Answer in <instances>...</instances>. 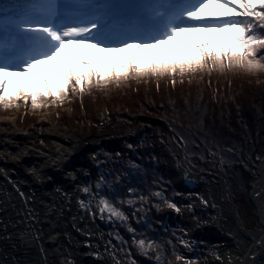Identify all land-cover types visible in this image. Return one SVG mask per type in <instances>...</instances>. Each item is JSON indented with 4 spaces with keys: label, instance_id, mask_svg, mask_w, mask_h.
Returning <instances> with one entry per match:
<instances>
[{
    "label": "snow or ice",
    "instance_id": "6c2138e0",
    "mask_svg": "<svg viewBox=\"0 0 264 264\" xmlns=\"http://www.w3.org/2000/svg\"><path fill=\"white\" fill-rule=\"evenodd\" d=\"M217 32L227 40L208 35L205 41L206 34ZM189 33L186 54L167 48ZM214 71L264 72V0H0L4 108L20 102L33 109L43 102L62 104L70 92L152 77H172L174 86L176 76ZM83 192L88 195L91 189ZM94 195L101 214L127 221L108 198ZM166 203L180 211L175 203ZM90 204L81 201V207ZM134 242L144 252L154 246L144 239ZM157 264H162L159 257Z\"/></svg>",
    "mask_w": 264,
    "mask_h": 264
},
{
    "label": "trees",
    "instance_id": "16d2710c",
    "mask_svg": "<svg viewBox=\"0 0 264 264\" xmlns=\"http://www.w3.org/2000/svg\"><path fill=\"white\" fill-rule=\"evenodd\" d=\"M81 47L87 45H73ZM87 50L95 53L94 49ZM61 51L68 54L67 48ZM257 77L262 80L256 81ZM172 79L152 77L99 88L103 110L93 109L97 94L86 89L81 111L72 109L68 117L58 115L56 121L66 132L86 134V139L110 135L122 138L119 149L95 152L94 161L99 163L101 172L97 184L101 187L94 194L99 192L108 198L128 217L124 221L126 232L121 233L154 242L153 251L145 255L159 259L181 252L177 240L181 228L157 213L160 202L179 201V191L168 178L170 165L199 175L211 188L216 208L204 206L200 217L232 219V223L234 217L249 232L255 219L246 191L257 178L254 171L264 160V72H198L176 76L174 86ZM240 80L252 83L244 86L243 93L233 94L235 83ZM154 93L163 94L164 98L155 99ZM193 93L195 97L191 98ZM112 97L123 100L117 109L107 105ZM133 127L142 130L140 141L122 137ZM160 149L165 151L164 156L158 154ZM217 174L222 178V198L218 195L221 185L219 188ZM156 192L162 196H155ZM93 199L99 201V196L94 195ZM128 200L134 203L129 204ZM229 205L233 208L232 217L224 211ZM192 210L196 212L195 208Z\"/></svg>",
    "mask_w": 264,
    "mask_h": 264
},
{
    "label": "rangeland",
    "instance_id": "374dc122",
    "mask_svg": "<svg viewBox=\"0 0 264 264\" xmlns=\"http://www.w3.org/2000/svg\"><path fill=\"white\" fill-rule=\"evenodd\" d=\"M194 35L199 37L201 34L196 33ZM208 35H211L213 39L219 38L221 41L227 40L226 34L217 32L206 34L204 36L205 41H207ZM192 36L193 34L191 33L182 35L178 37L177 41L174 44L167 46V48L172 50L173 52L179 50L181 54H186L185 49L191 48ZM161 51L164 50L162 49ZM261 80L262 79L259 77L256 78V81ZM249 83L252 82H245L243 80L236 82L232 93H243L245 90L244 86H247ZM92 92H95V94H97V100L95 101L96 103L92 105L93 109L99 108L100 110H103L104 99L100 94V89H88V93ZM156 94L157 93H154L155 99L164 98L162 96L163 94ZM227 94L228 93L225 92V95ZM146 95L148 96L149 94H142V96L144 97ZM139 97H141V95ZM194 97L195 96L193 93V96H191V98ZM120 101H123L121 97H112L110 98L107 105L117 109L118 106L116 105L120 104ZM125 103L127 102L125 101L124 104ZM82 105V94H80L79 92H70L67 98L64 99L62 104L58 103L56 105H52L50 101L43 102L42 106L36 109H33L30 106V103L26 105L23 102H20L18 107L14 106L11 108H4L0 106V138L3 140H7L8 138L11 139V133H14L16 134V136H20V138L15 139L16 144L24 146L29 145L35 148V150L39 151L42 148H48V146L52 142L58 143L62 148H73V145L68 141H55L51 139L54 135H61L70 138L74 137L76 139V143L82 146L92 145L93 147L90 149V151H79L77 149H74L75 152L79 153V162L71 169L79 171L81 175V177L76 180L77 188L82 195L81 201H84L85 204H88L89 200H91V204L89 205V207H85V214L87 215L90 222V233L94 238V247L92 252L93 256H104V259L100 261L99 264H157V256L148 257L145 255L147 254V252L153 250L150 249L147 252L142 251L134 242V240L136 239L127 234H122L121 231L126 232L124 221L116 219L114 217L109 218L108 213L101 214L99 211L98 201L93 199L94 190L97 189V183L101 179V172L98 167L99 163H96L97 160L94 161L95 159H93V156H96L95 152L98 150L114 151L119 149L121 140L116 142L106 140L115 135L106 137L102 136L92 140L86 139V134L79 136L72 135L66 132L62 126H59L56 123V121L59 120L58 115H60L61 118L64 119L63 116H67V114L70 115L73 112L72 109H74L75 111H81ZM129 131H133L134 134L133 136L125 140L140 141L142 139V130L133 127L127 130L124 134ZM125 147L128 150V153L131 154L130 149L127 148V146ZM8 150L14 151V149L12 148ZM158 154L160 156H164L165 151L160 149L158 151ZM27 158L32 161L34 159V156L28 154ZM34 162L37 163L38 160ZM172 167L175 166L170 165L167 169L168 178L172 183L175 184L179 182V178L173 174L174 169ZM176 170L181 169L176 168ZM13 171L11 169L10 172L13 173V175L11 174V177H9L10 179L7 180L5 178L3 180H0V196L4 199H13L30 211V208H32L33 206L32 204L34 200L30 197L29 192L27 191L30 182L28 183L23 179L19 180V175ZM254 172L256 173V171ZM42 174L47 179L54 180L53 176L47 169H43ZM217 176L219 177V188L221 185V188L218 192L219 195L220 192H222V178L220 174H217ZM1 178H3V176ZM257 178H255L251 186H255ZM38 187H43V184H38ZM84 187H89L91 189V193L88 196L83 192ZM249 195L250 187H248L246 191V197L250 206L251 214L255 219V225L252 229L249 230V232H254L257 228H259V220L257 217L258 212L261 211L260 213L263 212L262 214L264 215V194L258 201L259 207L251 202ZM201 196L203 197L204 193L200 190H196L193 193L179 192V196H177L179 201L175 202L176 206L180 209L179 212L175 211L172 208H169L166 201H162L159 203L157 213L161 216H164L170 224L181 228L179 229L180 232L177 236L181 252L177 253L174 256L160 259L162 264H200V262L207 263L209 260H211V262H209L208 264H230L231 259H233L235 254L228 252L230 249V243L220 232H226L227 234L232 233L238 236V238H240L243 242V250H245L248 243V239L245 233L249 232H245V229L241 226V224L236 219H234V217H232L233 211H231L228 207H225L224 209V211L229 213L230 217L233 218V223L232 221H229L232 220L229 218V220H212L202 218L200 217V215L203 213V211L200 209L204 208V206H207L208 208L213 207L215 209L216 202L214 200L211 206H208L199 201V198ZM54 200L55 203L57 202L64 204V206H61V208L59 207L60 210L58 208L57 211L59 210L58 220H62L60 221L61 225L59 226V232L60 237L64 241V247L69 253V264H92L89 261L90 258L88 259L82 256L83 252L80 250V245L78 242V238H80V232L82 230V225L77 222L76 216L73 214L72 209L68 205L69 200L67 198ZM193 208L196 209V212H193ZM255 209L257 210V213ZM100 218L106 219L108 224H102L99 221ZM181 241L186 242L187 246H185L184 243H181ZM148 242L149 241H145L146 244ZM224 250L226 251V253H229V255H223ZM178 255L182 257L181 260L176 259ZM235 257L239 261L243 260V258L238 254L235 255ZM259 262L260 264H264V254L260 256Z\"/></svg>",
    "mask_w": 264,
    "mask_h": 264
},
{
    "label": "bare ground",
    "instance_id": "6f19581e",
    "mask_svg": "<svg viewBox=\"0 0 264 264\" xmlns=\"http://www.w3.org/2000/svg\"><path fill=\"white\" fill-rule=\"evenodd\" d=\"M133 134L134 132L131 131L128 137ZM11 135V139L0 138V178L3 176L0 180L10 179L11 174L13 175L10 172L12 169L19 175V180L42 184L44 177L42 172L43 169H47L49 172L54 170L63 173V177L71 182L81 177L79 171L73 169L64 173L67 166H75L79 162V153L75 150L90 151L93 147L92 145H79L72 137L54 135L53 138H50L55 141H68L73 145V148H62L58 143L52 142L48 148H42L39 151L29 145L16 144L15 139L20 136H16L14 133ZM10 148L14 151H9ZM28 154L34 156L32 161L27 158ZM93 159H95L94 156ZM37 160L38 162L35 163L34 161ZM256 173L259 180L255 182V186H250L249 197L251 202L259 207L258 201L264 194V160L259 163ZM27 191L34 199L30 211L17 201L4 199L0 196V264H69V253L64 247V241L59 232L62 220H58V215L61 207L60 203L54 202V199H57L53 195L54 192L45 190L43 187H36L33 191L28 188ZM207 194L208 192L199 198L203 204L206 199L209 200ZM73 199L75 200L74 196ZM76 212L78 213L76 220L82 225L80 238H78L80 250L83 252L82 256L89 257L92 264H99L104 256H93L94 238L90 233V222L85 214V207H79ZM260 212L257 214L259 228L255 232L247 233L245 231L248 239L245 250H243V242L238 236L219 231L230 243L228 252L238 254L243 258L242 261H239L234 255L230 264H250V259L253 256L257 257V263L260 264V256L264 254V215L263 212ZM99 221L102 224H108L106 219L100 218ZM225 250L223 255H229Z\"/></svg>",
    "mask_w": 264,
    "mask_h": 264
},
{
    "label": "water",
    "instance_id": "95a60500",
    "mask_svg": "<svg viewBox=\"0 0 264 264\" xmlns=\"http://www.w3.org/2000/svg\"><path fill=\"white\" fill-rule=\"evenodd\" d=\"M130 132L131 131H129V133ZM129 133L127 132L122 137L125 139L130 138V137H128ZM73 139L76 140L74 137H73ZM121 139L122 138L120 136H113V137H110L106 140L116 142V141H119ZM73 166L74 165L67 166L64 169V173L70 172V169L73 168ZM172 168L174 169V171L172 169L173 174L179 178V182L175 183V185H176V187L180 193H193L196 190H200L204 193V196H205L206 192H208L207 195L209 196V200L206 199L205 204L208 206H211V204L214 201L212 194H211V188L203 182L202 178L199 175H195L194 173L192 174L187 169L176 170L175 167H172ZM257 169H258V167L256 168V171H257ZM49 173L53 176L54 180H50V179H47L46 177H43V179H42L43 183L42 184H43L44 189L54 192L53 195L58 200H60V198H67L69 200L68 205L72 209L73 214L76 216L78 214L76 212L77 209L79 210V207H81L80 201L82 198V195L79 192L77 185H76L77 179H74L73 181L70 182L68 179L63 177V173H61V172H57V171L52 170ZM257 180H259V178H257ZM53 181H55V182H53ZM36 187H38V184L30 181V183H29L30 190L33 191ZM208 190L210 191V193ZM76 194H78V195H76ZM219 195L222 198L223 192H220ZM73 196H74L75 200L73 199ZM74 204H75V206H74ZM59 205H60V207L64 206L63 203H60ZM229 209L232 211L233 210L232 206L229 205ZM86 258L89 259V257H86ZM89 261H91V260H89ZM209 262H211V260H209L207 263L200 262V264H208ZM250 264H259V263H257V257H255V256L251 257Z\"/></svg>",
    "mask_w": 264,
    "mask_h": 264
}]
</instances>
